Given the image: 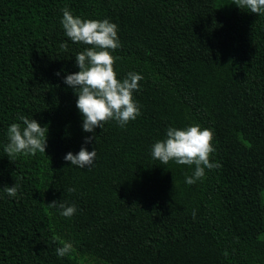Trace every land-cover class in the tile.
Listing matches in <instances>:
<instances>
[{
  "label": "trees",
  "instance_id": "obj_1",
  "mask_svg": "<svg viewBox=\"0 0 264 264\" xmlns=\"http://www.w3.org/2000/svg\"><path fill=\"white\" fill-rule=\"evenodd\" d=\"M233 2L0 0V264H264V15ZM65 7L117 24V78L143 76L141 114L88 143L64 77L89 46L66 36ZM21 115L48 127L45 154L4 153ZM194 124L214 132L221 167L187 185L194 165L151 153L169 126ZM81 146L96 150L83 169L64 159ZM63 242L74 252L58 257Z\"/></svg>",
  "mask_w": 264,
  "mask_h": 264
},
{
  "label": "clouds",
  "instance_id": "obj_2",
  "mask_svg": "<svg viewBox=\"0 0 264 264\" xmlns=\"http://www.w3.org/2000/svg\"><path fill=\"white\" fill-rule=\"evenodd\" d=\"M233 3L241 10L247 9L250 13L264 15V0H234ZM61 11V24L66 36L74 43L89 46L75 56L79 71L64 77V83L77 95L76 107L82 115L83 131L93 133L85 138V143H88L95 140L94 130L102 129L106 122L115 120L124 128L141 114L133 93L140 91L139 81L143 80V76L129 72L123 80L117 78L113 66L119 57L111 54L121 47L117 24L108 19H81L74 16L67 7ZM61 47L67 50V44H62ZM19 120L22 124L12 123L8 128L9 143L4 147V153L8 158L20 154L35 155L37 152L45 154L48 127L23 115ZM213 139L214 132L211 129H202L199 124L186 128L169 126L166 138L157 140L152 145L151 154L153 159L164 165L170 161L178 165H194L192 175L185 178V183L192 185L205 178V169L221 167L219 163L210 161L211 155L216 151ZM95 158V148L88 151L83 146L76 154L68 152L64 156L71 165L82 169L92 166ZM18 188L19 185L14 184L4 190L9 197H16ZM67 191L71 193L76 189L68 188ZM48 206L58 207L61 209L60 215L67 218L77 211L75 205H66L64 202L53 201ZM72 252L74 247L70 242H63L56 249L58 257L68 256Z\"/></svg>",
  "mask_w": 264,
  "mask_h": 264
}]
</instances>
